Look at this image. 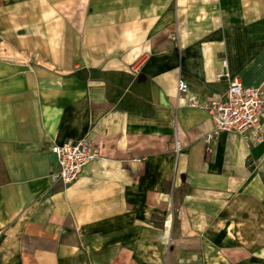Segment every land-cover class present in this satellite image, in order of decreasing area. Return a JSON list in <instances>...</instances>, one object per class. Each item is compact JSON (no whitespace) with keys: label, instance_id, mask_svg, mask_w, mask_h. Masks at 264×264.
Listing matches in <instances>:
<instances>
[{"label":"crops","instance_id":"obj_1","mask_svg":"<svg viewBox=\"0 0 264 264\" xmlns=\"http://www.w3.org/2000/svg\"><path fill=\"white\" fill-rule=\"evenodd\" d=\"M233 77L264 91V0H0V264L129 263L155 224L164 264H264V143L187 105ZM69 141L98 156L53 184Z\"/></svg>","mask_w":264,"mask_h":264},{"label":"built area","instance_id":"obj_2","mask_svg":"<svg viewBox=\"0 0 264 264\" xmlns=\"http://www.w3.org/2000/svg\"><path fill=\"white\" fill-rule=\"evenodd\" d=\"M221 76L223 73L216 78ZM176 90L178 94H186V83L178 79ZM187 105L206 110L211 115L214 127L205 135V141L224 132L241 136L249 146L264 143V91L261 88L245 87L233 77L228 79L227 88L220 97L200 101L188 95ZM174 150L177 151V142ZM51 152L56 158V169L49 174V180L62 186L75 183L84 167L98 156L88 141L53 145Z\"/></svg>","mask_w":264,"mask_h":264},{"label":"rangeland","instance_id":"obj_3","mask_svg":"<svg viewBox=\"0 0 264 264\" xmlns=\"http://www.w3.org/2000/svg\"><path fill=\"white\" fill-rule=\"evenodd\" d=\"M160 227V225L156 224L154 228L142 227L140 238L143 243L135 246L137 252L132 255V261L122 264H164V256L168 247L160 243V239H162L165 230L163 227ZM175 229L176 227H173L172 235L177 231ZM127 230L132 231V228ZM166 230L171 229L167 228ZM129 246L131 248L133 245L130 244Z\"/></svg>","mask_w":264,"mask_h":264},{"label":"water","instance_id":"obj_4","mask_svg":"<svg viewBox=\"0 0 264 264\" xmlns=\"http://www.w3.org/2000/svg\"><path fill=\"white\" fill-rule=\"evenodd\" d=\"M138 80H139V77H138Z\"/></svg>","mask_w":264,"mask_h":264}]
</instances>
